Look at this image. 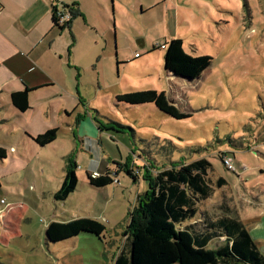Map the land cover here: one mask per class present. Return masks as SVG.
Returning <instances> with one entry per match:
<instances>
[{
	"label": "rangeland",
	"instance_id": "rangeland-1",
	"mask_svg": "<svg viewBox=\"0 0 264 264\" xmlns=\"http://www.w3.org/2000/svg\"><path fill=\"white\" fill-rule=\"evenodd\" d=\"M119 6L123 19L109 25L111 59L105 68L104 61L95 62L100 71L90 66L81 73L80 95L92 105L85 108L91 118L79 126L68 121L71 131L63 115H38L39 123L24 132L13 113L0 110V122L6 121L0 123V147L8 151L0 160V264H113L136 196L147 189L143 166L151 163L155 175L182 159L206 158L211 181H226L200 211L241 219L264 243V0H116ZM177 38L187 54L211 58L191 82L163 70L164 50L158 48ZM151 89L156 105L116 102L119 94ZM109 121L128 129L107 131ZM48 129H57L48 146L27 138ZM219 153L232 158L235 171L226 169ZM69 157L77 188L65 201H54ZM122 163L138 181L118 171L115 164ZM107 170L118 183L88 184L87 175ZM80 218L103 224L102 236L47 242L50 223Z\"/></svg>",
	"mask_w": 264,
	"mask_h": 264
},
{
	"label": "trees",
	"instance_id": "trees-1",
	"mask_svg": "<svg viewBox=\"0 0 264 264\" xmlns=\"http://www.w3.org/2000/svg\"><path fill=\"white\" fill-rule=\"evenodd\" d=\"M52 22L55 26L53 18ZM165 45L163 70L171 78L191 82L211 61L208 56L187 54L179 38L171 39ZM28 92L12 94L11 102L18 112L29 108ZM157 100L158 94L152 89L116 96L118 104L127 106L156 105ZM107 125V131H113V127L128 129L113 121ZM56 138L57 129H48L32 140L45 147ZM226 156V153H219L218 158L223 163ZM6 158V150L0 148V160ZM68 159L69 165L59 190L53 195L54 201H65L77 188V167L71 157ZM183 161H174L169 168L155 175H152L151 163L148 167L143 166L141 177L146 181L147 189L136 196L137 206L129 212L124 233V248L113 264H264V253L244 221L229 215L209 217L200 211L199 205L209 200L215 190L225 187L226 181L222 177L215 183L211 181L212 165L206 158ZM115 165L134 183L139 180L140 176L124 163ZM87 179L94 188L112 185L116 180L109 170L96 179L89 175ZM104 231V225L98 221L80 218L50 223L45 229V237L48 243L55 244L81 233L100 238Z\"/></svg>",
	"mask_w": 264,
	"mask_h": 264
},
{
	"label": "crops",
	"instance_id": "crops-1",
	"mask_svg": "<svg viewBox=\"0 0 264 264\" xmlns=\"http://www.w3.org/2000/svg\"><path fill=\"white\" fill-rule=\"evenodd\" d=\"M54 4L77 12L68 28L53 25ZM110 4L112 0H0V110L13 113L22 131L27 132L34 121L39 123L38 115H63L71 131L68 121L79 126L81 119L91 118L92 110L85 108L92 105L80 95L81 73L97 60L104 61L105 68L111 59L109 25L124 16L116 0L111 16ZM99 63L94 67L100 71ZM26 90L29 108L21 113L11 96ZM53 106L60 110L54 112ZM27 138L33 141V135ZM9 152L14 154V147ZM248 230L264 253V243Z\"/></svg>",
	"mask_w": 264,
	"mask_h": 264
},
{
	"label": "built area",
	"instance_id": "built-area-1",
	"mask_svg": "<svg viewBox=\"0 0 264 264\" xmlns=\"http://www.w3.org/2000/svg\"><path fill=\"white\" fill-rule=\"evenodd\" d=\"M58 4H54L53 6V12H52V18L55 22V26L57 28H68L70 26V23L72 21V18L74 17L75 11L71 8H62ZM167 48V45H162L160 49L165 50ZM136 58L138 55L135 56ZM223 165L226 167L227 170L235 171L234 166L232 164V158L226 156L223 160ZM90 178L96 179L99 177V174L96 172H93L89 175ZM115 183H118L117 180H115ZM3 203V202H2ZM5 217V213H0V224H2L3 218Z\"/></svg>",
	"mask_w": 264,
	"mask_h": 264
}]
</instances>
